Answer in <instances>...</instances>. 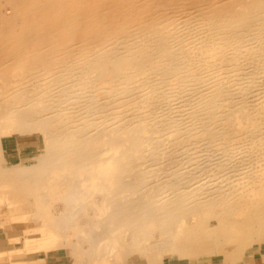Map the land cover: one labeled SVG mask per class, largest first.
Masks as SVG:
<instances>
[{
    "label": "bare ground",
    "instance_id": "bare-ground-1",
    "mask_svg": "<svg viewBox=\"0 0 264 264\" xmlns=\"http://www.w3.org/2000/svg\"><path fill=\"white\" fill-rule=\"evenodd\" d=\"M9 131L47 150L0 158L1 204L28 201L43 239L75 235L77 264H243L264 240V0H0Z\"/></svg>",
    "mask_w": 264,
    "mask_h": 264
},
{
    "label": "rangeland",
    "instance_id": "rangeland-1",
    "mask_svg": "<svg viewBox=\"0 0 264 264\" xmlns=\"http://www.w3.org/2000/svg\"><path fill=\"white\" fill-rule=\"evenodd\" d=\"M9 132L10 134H2L0 136V158L6 165L9 166L11 164L10 166H14L23 160L36 159L46 153V141L42 133L38 131ZM30 201L33 202V199ZM33 209L30 208L28 201L17 204V206L9 205L5 202L1 204L0 202V264H11L13 260L20 264H77L75 261L76 257L73 255V257H70L71 254L68 253L69 248L67 245L69 242L77 239L75 235H72L70 239L61 238L55 243L50 239H43L40 231L34 230L37 222L35 226L34 221L29 217L34 216ZM133 231H123V234L121 233L119 237L120 243L115 239H101L98 248L104 252L103 257L109 259L111 257V260H113L116 253L129 246L130 243H133L132 236L130 235ZM154 232V236L146 241L149 245L153 242H161L159 230ZM262 233L264 236V226H262ZM24 234L26 235L23 237ZM27 239L36 246L38 244L39 247L27 252L24 249ZM39 242L42 243L40 244ZM45 243L46 247H42ZM62 243L63 245H61ZM84 244L86 247L89 246L88 242ZM127 255L129 254L125 251L121 253V256L125 257L128 261H133V258L137 259L138 257L136 253L132 254V256ZM136 261L135 264H146V259L142 257ZM263 261L264 240L260 242L259 251L255 253V256L246 259L243 264H261ZM163 264H222V262L219 256L202 258L196 263H190L188 259L182 257H173L172 259L168 258Z\"/></svg>",
    "mask_w": 264,
    "mask_h": 264
}]
</instances>
